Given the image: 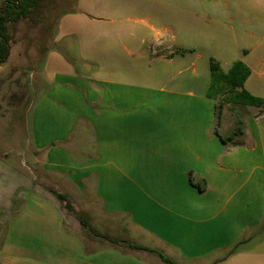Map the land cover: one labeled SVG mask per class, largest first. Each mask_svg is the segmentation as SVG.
I'll return each mask as SVG.
<instances>
[{
  "label": "crops",
  "instance_id": "obj_1",
  "mask_svg": "<svg viewBox=\"0 0 264 264\" xmlns=\"http://www.w3.org/2000/svg\"><path fill=\"white\" fill-rule=\"evenodd\" d=\"M31 32L0 66V264H167L131 245L178 264H264V239L247 247L264 233V107L225 136L207 90L50 72ZM245 65L264 99V55Z\"/></svg>",
  "mask_w": 264,
  "mask_h": 264
},
{
  "label": "rangeland",
  "instance_id": "obj_2",
  "mask_svg": "<svg viewBox=\"0 0 264 264\" xmlns=\"http://www.w3.org/2000/svg\"><path fill=\"white\" fill-rule=\"evenodd\" d=\"M6 1L0 0V7ZM70 10L78 11L77 16L54 40L58 20ZM35 28L45 39L39 65H46L50 72L71 69L90 82L117 79L154 86L169 80L176 87L203 88L209 93L212 63L228 72L243 59V50L245 64L251 68L261 61L264 0H46L37 24L21 19L9 25V32L16 40L31 35L24 41L31 46ZM48 54L49 64L44 65ZM217 100L218 129L222 125L225 136L230 130L243 129L246 107L244 114L243 107L231 110L224 105L222 96ZM30 173L34 175L35 170L30 168ZM43 184L61 191L49 179ZM17 208L14 205L11 214ZM256 236L248 248L264 239V233Z\"/></svg>",
  "mask_w": 264,
  "mask_h": 264
},
{
  "label": "trees",
  "instance_id": "obj_3",
  "mask_svg": "<svg viewBox=\"0 0 264 264\" xmlns=\"http://www.w3.org/2000/svg\"><path fill=\"white\" fill-rule=\"evenodd\" d=\"M45 1L46 0H9L0 7V66L7 63L11 52L12 36L9 32V25L21 19H26L33 24H37L39 18L43 14ZM249 75V68L241 61L235 63L228 72L221 71L218 65L212 63L210 80L211 92L209 93L215 99L222 96L223 104L229 105L231 110L236 109L238 106L243 108L264 107V99L251 95L245 89V83ZM219 115L220 113H218V116ZM222 141L226 143L224 139H222ZM54 195H56L62 203H65V207L69 212H73V208L65 195L57 193H54ZM77 216H79L81 223H83L80 215ZM243 244L244 241L233 247L224 260L238 253ZM131 246L137 250L155 253L167 264H178L156 250L134 245Z\"/></svg>",
  "mask_w": 264,
  "mask_h": 264
}]
</instances>
